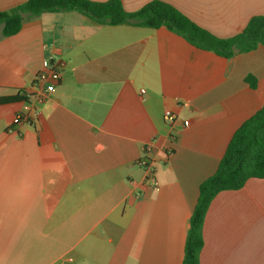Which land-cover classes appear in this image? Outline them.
Returning a JSON list of instances; mask_svg holds the SVG:
<instances>
[{"label":"crops","instance_id":"1","mask_svg":"<svg viewBox=\"0 0 264 264\" xmlns=\"http://www.w3.org/2000/svg\"><path fill=\"white\" fill-rule=\"evenodd\" d=\"M120 1L134 13L154 0ZM160 1L221 39L264 16V0ZM44 60L63 63L61 81L34 125H14L35 112L24 93ZM263 106L264 46L226 59L78 12L0 29V264H183L200 185ZM148 145L155 190L138 163ZM203 238L200 264H264V179L218 194Z\"/></svg>","mask_w":264,"mask_h":264},{"label":"trees","instance_id":"2","mask_svg":"<svg viewBox=\"0 0 264 264\" xmlns=\"http://www.w3.org/2000/svg\"><path fill=\"white\" fill-rule=\"evenodd\" d=\"M63 12L81 13L100 25L164 27L194 47L226 59L264 46V16L253 17L240 34L221 39L160 0H154L134 13L127 12L120 0H28L10 11H0L1 37L17 35L27 19L44 13ZM247 81L256 87L255 79L248 77ZM252 178L264 179V106L236 131L217 171L200 185L198 202L190 219L183 264H200L204 221L216 196L224 191L240 190Z\"/></svg>","mask_w":264,"mask_h":264},{"label":"built area","instance_id":"3","mask_svg":"<svg viewBox=\"0 0 264 264\" xmlns=\"http://www.w3.org/2000/svg\"><path fill=\"white\" fill-rule=\"evenodd\" d=\"M63 63H51L49 60H44L43 69L36 76L31 88L25 91L24 95L28 101H32L34 105V114H17L13 119L14 125H21L23 123L34 125L40 115L41 106L47 101L55 91L56 86L61 81ZM175 115L171 111H166L165 119L171 123L174 122ZM189 123H185V127H188ZM10 132H14L13 129H9ZM153 146L148 145L146 148L145 156L138 162L139 165L145 170L146 184L149 189H158L160 183L156 177V169L154 165Z\"/></svg>","mask_w":264,"mask_h":264}]
</instances>
